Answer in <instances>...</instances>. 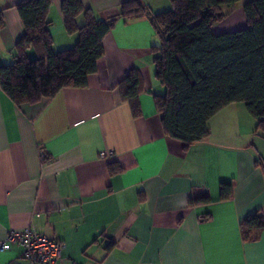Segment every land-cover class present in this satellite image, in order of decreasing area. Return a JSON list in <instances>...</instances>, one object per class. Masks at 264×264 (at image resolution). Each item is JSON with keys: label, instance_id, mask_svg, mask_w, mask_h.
I'll return each mask as SVG.
<instances>
[{"label": "crops", "instance_id": "1", "mask_svg": "<svg viewBox=\"0 0 264 264\" xmlns=\"http://www.w3.org/2000/svg\"><path fill=\"white\" fill-rule=\"evenodd\" d=\"M21 1L0 0V66L14 61L24 34ZM63 1L51 0L47 14L53 52L78 39L65 30ZM125 1L79 0L97 20H115L86 88L19 106L0 90V242L31 226L63 243L57 264H264V229L244 242L239 227L264 215V139L255 120L232 104L209 121L202 141L184 146L164 136L153 100L164 93L151 53L159 41L147 16L118 17ZM249 1L223 9L212 32L244 29ZM137 2L152 14L171 7ZM26 55L33 59V50ZM134 70L142 81L137 118L118 87ZM109 164L121 171L110 175ZM221 183L232 184L230 199L219 200ZM201 196L211 203L189 207ZM21 252L6 244L0 264H26Z\"/></svg>", "mask_w": 264, "mask_h": 264}, {"label": "trees", "instance_id": "2", "mask_svg": "<svg viewBox=\"0 0 264 264\" xmlns=\"http://www.w3.org/2000/svg\"><path fill=\"white\" fill-rule=\"evenodd\" d=\"M238 1L169 0L170 9L156 14L137 0H127L120 7L118 17L145 15L153 27L159 41L151 48L154 75L164 89L163 95L153 97L155 109L163 135L184 146L207 138L209 121L232 104L244 105L255 120V133L264 139V0H250L243 6L244 29L212 32L226 16L223 9ZM50 6L51 0H22L17 5L24 34L15 45L14 61L0 66V90L17 106L50 100L66 88H86L103 57V38L114 25V19L97 20L79 0H65L61 6L65 30L78 39L72 48L53 52L47 20ZM80 15L83 24L78 26ZM27 49L33 50V59L27 57ZM118 87L133 118L139 117V73L131 71ZM120 171L118 165L109 164L110 175ZM232 196V184L221 183L219 200ZM209 203L208 196H201L191 199L189 207ZM239 227L242 240L248 242L264 229V215H249Z\"/></svg>", "mask_w": 264, "mask_h": 264}, {"label": "built area", "instance_id": "3", "mask_svg": "<svg viewBox=\"0 0 264 264\" xmlns=\"http://www.w3.org/2000/svg\"><path fill=\"white\" fill-rule=\"evenodd\" d=\"M40 158L42 161L45 159L43 153H40ZM8 243L16 244L21 248L20 258L26 264H57L64 250L62 242L47 238L31 226L18 232H8L0 242V250H3Z\"/></svg>", "mask_w": 264, "mask_h": 264}, {"label": "rangeland", "instance_id": "4", "mask_svg": "<svg viewBox=\"0 0 264 264\" xmlns=\"http://www.w3.org/2000/svg\"><path fill=\"white\" fill-rule=\"evenodd\" d=\"M166 11V10H165ZM168 11V10H167Z\"/></svg>", "mask_w": 264, "mask_h": 264}]
</instances>
